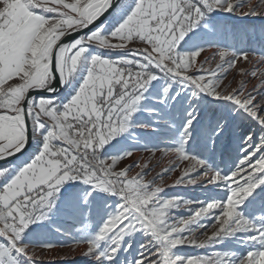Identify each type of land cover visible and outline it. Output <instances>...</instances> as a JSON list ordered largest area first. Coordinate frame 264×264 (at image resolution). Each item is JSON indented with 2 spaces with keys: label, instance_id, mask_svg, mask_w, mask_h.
I'll use <instances>...</instances> for the list:
<instances>
[{
  "label": "snow or ice",
  "instance_id": "1",
  "mask_svg": "<svg viewBox=\"0 0 264 264\" xmlns=\"http://www.w3.org/2000/svg\"><path fill=\"white\" fill-rule=\"evenodd\" d=\"M232 18L264 33V0H0V264L64 247L85 264H264V66H244L264 52L227 42L250 30ZM136 151L180 163L148 180L150 160L120 167ZM184 162L173 186L204 199L156 184Z\"/></svg>",
  "mask_w": 264,
  "mask_h": 264
},
{
  "label": "rangeland",
  "instance_id": "2",
  "mask_svg": "<svg viewBox=\"0 0 264 264\" xmlns=\"http://www.w3.org/2000/svg\"><path fill=\"white\" fill-rule=\"evenodd\" d=\"M230 23H235L238 25V27H243V26H249L250 30L247 34H238L236 36H229L227 37V42L231 43L234 47L236 48H244L246 50H249L250 52H256V53H261L264 52V33L261 32L260 30V22L259 20H256L255 22L253 21H245L241 22L238 20V18H232ZM254 28V31L252 30ZM215 52V49H207L206 52L202 55L201 59H203V56H207L209 58L212 57L213 53ZM218 59V58H217ZM251 59V64H245L244 66L246 68H252L253 66L256 67H261L264 65H261L258 61V58H252ZM216 61H211L210 64L206 65V67L211 66L215 67ZM233 76H235L236 82L238 83L239 80L241 79L240 76L235 75V70H233L228 76L227 80L225 81L226 83L229 81L233 80ZM251 82L249 83V87H252V85L258 83L257 80L251 79ZM233 87H236V83H233ZM203 107V106H202ZM211 107H215L214 105H210ZM209 115L208 110H205L204 116L205 120L207 119V116ZM138 131H143V130H138ZM150 131V130H148ZM238 133H244L247 131H254L258 133V130L255 129L254 126H249L245 124L242 128L238 127L237 128ZM145 142L151 146L154 143H159L161 148L164 146L162 141H154L149 137H145L144 141L141 142L139 145L140 148H143L145 146ZM119 147V146H118ZM237 147V142L233 139L226 138V140H222L220 143L219 150L217 151L216 155V164H219L223 166V162L221 160V152H225V160L230 164L231 160L228 159L230 156L231 158H235L236 156V149ZM109 151L115 152L117 149H112L109 148ZM134 160H139L141 162H144L146 160H150L151 163L149 167L152 169L150 174L147 176L148 180H153L154 178H157L159 174L164 172V169L172 167L173 163H180L179 161H176V158L174 154L169 153L165 155L163 151H157L155 154L152 152L148 151H136L133 154V157L129 160H126L121 163L120 167H124L125 165L132 163ZM187 162L181 163L180 167L175 171L172 172L171 174L164 173L162 179H156V184L161 185L164 188V193L163 195L167 196H180L183 197L186 200H197V199H204L205 198V191L201 189L200 184L198 183L197 185H188V184H182L178 186H173L174 182L177 178L180 177L183 167L186 165ZM136 171H139V169H134L131 174H135ZM198 207L196 204L188 205L186 207H182L179 212L185 216H187L188 209L192 208L195 209ZM203 223H211V219L209 218L208 220L202 221ZM204 230L201 229L196 232V236L199 239H204L205 236L202 235V232ZM215 231V228H209L207 230V235H211V233ZM51 239L55 240L57 239L56 236H51ZM216 250H224L225 245L224 244H217ZM83 248L77 249L76 251H72L70 248L64 247V248H55L52 250H38V252L41 253L43 259L40 262V264H85L86 258L81 255V252L83 251ZM185 254L188 255H203L206 251H211L210 249H198V248H186Z\"/></svg>",
  "mask_w": 264,
  "mask_h": 264
},
{
  "label": "water",
  "instance_id": "3",
  "mask_svg": "<svg viewBox=\"0 0 264 264\" xmlns=\"http://www.w3.org/2000/svg\"><path fill=\"white\" fill-rule=\"evenodd\" d=\"M3 162H0V164H2Z\"/></svg>",
  "mask_w": 264,
  "mask_h": 264
},
{
  "label": "crops",
  "instance_id": "4",
  "mask_svg": "<svg viewBox=\"0 0 264 264\" xmlns=\"http://www.w3.org/2000/svg\"><path fill=\"white\" fill-rule=\"evenodd\" d=\"M114 55V54H113Z\"/></svg>",
  "mask_w": 264,
  "mask_h": 264
}]
</instances>
